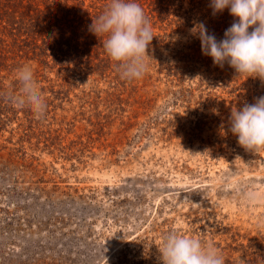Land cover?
<instances>
[{
    "label": "rangeland",
    "instance_id": "1",
    "mask_svg": "<svg viewBox=\"0 0 264 264\" xmlns=\"http://www.w3.org/2000/svg\"><path fill=\"white\" fill-rule=\"evenodd\" d=\"M48 1L50 37L42 28L20 50L10 27L0 31V264H162L170 230L226 264H264V150H245L230 131L232 111L264 96V82L215 66L190 33L203 23L223 39L229 10L136 0L155 37L146 74L128 81L106 37L89 31L111 0ZM25 65L43 118L8 99L21 95Z\"/></svg>",
    "mask_w": 264,
    "mask_h": 264
},
{
    "label": "clouds",
    "instance_id": "2",
    "mask_svg": "<svg viewBox=\"0 0 264 264\" xmlns=\"http://www.w3.org/2000/svg\"><path fill=\"white\" fill-rule=\"evenodd\" d=\"M209 6L214 16L228 9L235 19L221 40L210 34L203 23H194L190 33L200 40L202 54L211 57L215 66L227 63L238 76L264 82V0H210ZM89 31L97 38L106 37L103 47L123 79L137 80L146 74L148 48L155 36L136 0H111L107 10L93 20ZM17 79L21 95H9L8 99L19 108L29 107L38 119L43 118L47 104L32 68H19ZM230 131L245 150H264V96L232 111ZM158 250L162 264H226L221 251L178 230H170Z\"/></svg>",
    "mask_w": 264,
    "mask_h": 264
},
{
    "label": "trees",
    "instance_id": "3",
    "mask_svg": "<svg viewBox=\"0 0 264 264\" xmlns=\"http://www.w3.org/2000/svg\"><path fill=\"white\" fill-rule=\"evenodd\" d=\"M36 0H0V31L2 30L3 33H6L10 27L11 38H13V45L14 47H18L20 50L23 49V46L26 47L27 42L25 36H27V40L33 38V40H36V36L40 33V29L46 28L45 33L53 34L54 31L52 30V27L54 23H52V19L55 18V15L51 12V4L47 0L45 2V5L47 8L45 10H42L37 4L35 5ZM25 2L28 3V6H24ZM25 8V11L27 10L28 14L25 13V11H21V9ZM73 9V8H71ZM30 12H34L31 14ZM66 14H68V10L65 11ZM68 16L64 18L65 21H69ZM8 17V20L6 19ZM59 22L55 23L59 27L60 25L63 27H57V31L64 30L65 25ZM8 26H6V24ZM2 24H5V26L2 27ZM78 25H82V23H79ZM36 28H39L36 30ZM78 28V27H77ZM43 30V29H42ZM55 31V32H57ZM78 31V29H77ZM77 34V35H76ZM78 36V37H77ZM74 38L81 39L82 37H79L78 33L74 32ZM72 37V38H73ZM1 39V38H0ZM4 40H0V43H3ZM80 42V41H79ZM23 43L24 45H20ZM34 48L38 47L37 41L33 42Z\"/></svg>",
    "mask_w": 264,
    "mask_h": 264
}]
</instances>
